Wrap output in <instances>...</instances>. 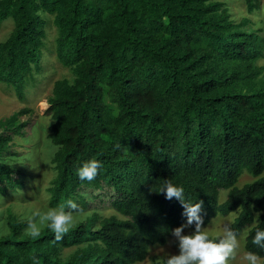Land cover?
<instances>
[{
	"label": "trees",
	"instance_id": "trees-1",
	"mask_svg": "<svg viewBox=\"0 0 264 264\" xmlns=\"http://www.w3.org/2000/svg\"><path fill=\"white\" fill-rule=\"evenodd\" d=\"M244 2L256 14L259 0ZM44 13L73 75L47 97V204L73 200L83 212L60 240L46 225L30 235L31 219L10 212L0 264L143 261L186 222L181 202L158 192L165 181L202 201V226L239 210L230 228L247 227L244 249L264 257L252 242L264 228V28L220 0H0V24L13 22L0 41V83L19 95L46 65ZM28 110L0 119L2 196L26 189L10 147L30 126L19 119ZM93 158L102 168L81 181L76 169ZM244 172L253 180L238 186Z\"/></svg>",
	"mask_w": 264,
	"mask_h": 264
},
{
	"label": "rangeland",
	"instance_id": "rangeland-1",
	"mask_svg": "<svg viewBox=\"0 0 264 264\" xmlns=\"http://www.w3.org/2000/svg\"><path fill=\"white\" fill-rule=\"evenodd\" d=\"M225 3L229 10L238 20L243 16L252 19L256 26L264 28V0H259L260 6L256 14L249 15L244 0H220ZM46 19L47 36L43 47L44 53V71L36 75L34 82L25 88L23 95H19L14 88L4 83H0V119L8 117L20 109L28 108L29 110L21 114L19 119L25 121L30 119V126L24 135H15L11 150L16 153L12 156L11 162L25 172L26 189L21 193H13L2 196L0 194V234L8 231L7 217L11 212L22 218H30L44 227L46 224L40 223V217L34 216V213H43L49 207L47 204L48 194L46 187L53 178L55 171L51 161L52 154L55 150L54 145L47 138L48 126L51 123L49 115L45 114L47 108V97L51 94L53 82L57 79H72L73 75L69 68L58 62L55 56V37L56 27L53 22V16L44 13ZM252 17V18H251ZM13 22L10 18L0 24V41H3L11 32ZM264 65V58L259 60ZM253 180V177L244 172L238 179L237 185L242 186L244 183ZM225 191L220 192V201L224 199ZM239 210L232 211L226 216L217 215L208 224L202 226L209 236L218 238L226 228H230ZM74 215V214H73ZM82 217L78 213L74 215L76 219ZM193 229L185 227V233ZM29 233V227L26 229ZM248 228L242 229L238 234L239 246L234 258L229 260V264H246L244 260L245 236ZM178 251L174 237H170L162 245H153L149 248L146 258L136 264H165V260ZM260 257V256H259ZM264 260V257H260Z\"/></svg>",
	"mask_w": 264,
	"mask_h": 264
},
{
	"label": "clouds",
	"instance_id": "clouds-1",
	"mask_svg": "<svg viewBox=\"0 0 264 264\" xmlns=\"http://www.w3.org/2000/svg\"><path fill=\"white\" fill-rule=\"evenodd\" d=\"M102 166L103 162L101 160L88 159L80 164L76 169V173L81 181H92L96 178ZM158 192H163L167 199L173 197L178 199L183 205V214L186 217L185 224L172 229L178 251L170 255L165 260V264H229V260L235 257L239 246L236 231L226 228L218 238H210L209 234L202 230L203 217L200 215L202 201L193 202L186 199L183 186L173 184L170 181H165ZM74 212H83V209L75 201L69 200L67 209L64 206L49 207L43 213H34V216H39L40 223L46 224L54 232L55 239L60 240L62 234L66 233L74 222ZM192 224H194L193 230L185 233L183 229ZM39 232L40 226L35 222H31L29 224V234L37 236ZM252 242L264 248V228L256 229ZM244 260L246 264H264V260L253 251H246Z\"/></svg>",
	"mask_w": 264,
	"mask_h": 264
}]
</instances>
